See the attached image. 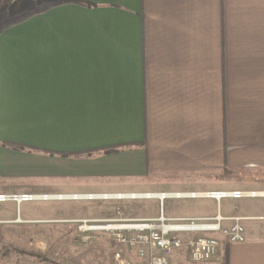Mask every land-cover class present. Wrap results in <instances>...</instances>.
Listing matches in <instances>:
<instances>
[{"label": "crops", "instance_id": "crops-1", "mask_svg": "<svg viewBox=\"0 0 264 264\" xmlns=\"http://www.w3.org/2000/svg\"><path fill=\"white\" fill-rule=\"evenodd\" d=\"M79 1L0 15V193L263 191L264 0ZM197 200L247 237L204 264H264L263 197Z\"/></svg>", "mask_w": 264, "mask_h": 264}, {"label": "built area", "instance_id": "built-area-1", "mask_svg": "<svg viewBox=\"0 0 264 264\" xmlns=\"http://www.w3.org/2000/svg\"><path fill=\"white\" fill-rule=\"evenodd\" d=\"M264 198V190H211L191 192H13L0 193V203L21 205L34 201H123L158 200L160 213L142 219L111 218L77 220L76 237L90 242L97 232L112 235L144 264H171V255L179 250L195 264L219 258L224 241L244 242L246 230L242 218H232L224 226L219 212L214 217H169L163 211L166 199H212L218 204L225 199ZM222 237V238H221Z\"/></svg>", "mask_w": 264, "mask_h": 264}, {"label": "rangeland", "instance_id": "rangeland-1", "mask_svg": "<svg viewBox=\"0 0 264 264\" xmlns=\"http://www.w3.org/2000/svg\"><path fill=\"white\" fill-rule=\"evenodd\" d=\"M53 1L46 0V4ZM41 3L43 0H29L28 3L26 0H0V4L12 6L6 13L5 7L0 8V15L8 17L14 12L13 17L16 18L36 9ZM147 201L158 203L155 200L34 201L23 203V212H36L27 217L20 213L22 204L14 203L16 218L7 222L16 226L7 233L0 232V264H29L35 261L41 264H144L112 235L97 232L90 242L84 243L77 239L75 229L77 220L82 219H133L136 218L133 214L139 212L146 214L142 217H148L150 211L142 203ZM198 201L201 200L171 198L166 199L165 205L168 214L177 215L185 212L184 203Z\"/></svg>", "mask_w": 264, "mask_h": 264}, {"label": "trees", "instance_id": "trees-1", "mask_svg": "<svg viewBox=\"0 0 264 264\" xmlns=\"http://www.w3.org/2000/svg\"><path fill=\"white\" fill-rule=\"evenodd\" d=\"M80 3H86V4H88L89 5V3H87V2H85V1H79ZM34 14V13H33ZM30 15H32V14H29V15H26V16H23L22 18H20L18 21H20V20H23V19H25L26 17H28V16H30ZM107 152H109V151H107Z\"/></svg>", "mask_w": 264, "mask_h": 264}]
</instances>
